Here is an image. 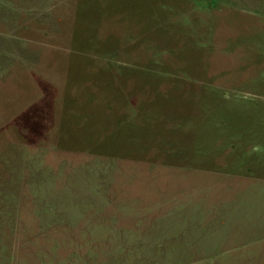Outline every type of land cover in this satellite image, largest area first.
<instances>
[{
	"label": "rangeland",
	"instance_id": "rangeland-1",
	"mask_svg": "<svg viewBox=\"0 0 264 264\" xmlns=\"http://www.w3.org/2000/svg\"><path fill=\"white\" fill-rule=\"evenodd\" d=\"M0 264H264V0H0Z\"/></svg>",
	"mask_w": 264,
	"mask_h": 264
},
{
	"label": "crops",
	"instance_id": "crops-1",
	"mask_svg": "<svg viewBox=\"0 0 264 264\" xmlns=\"http://www.w3.org/2000/svg\"><path fill=\"white\" fill-rule=\"evenodd\" d=\"M221 236H223V235H221ZM237 237V235H233L231 238H229V239H234V238H236Z\"/></svg>",
	"mask_w": 264,
	"mask_h": 264
}]
</instances>
